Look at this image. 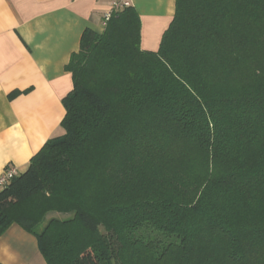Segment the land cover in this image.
<instances>
[{
  "label": "trees",
  "instance_id": "16d2710c",
  "mask_svg": "<svg viewBox=\"0 0 264 264\" xmlns=\"http://www.w3.org/2000/svg\"><path fill=\"white\" fill-rule=\"evenodd\" d=\"M65 71L63 135L0 190V236L46 264H264V0H175L156 51L130 6Z\"/></svg>",
  "mask_w": 264,
  "mask_h": 264
},
{
  "label": "crops",
  "instance_id": "0c3cea01",
  "mask_svg": "<svg viewBox=\"0 0 264 264\" xmlns=\"http://www.w3.org/2000/svg\"><path fill=\"white\" fill-rule=\"evenodd\" d=\"M140 19V48L156 51L175 0H130ZM110 0H0V175L24 173L49 140L63 135L65 71L85 30L103 31ZM0 264H46L34 236L17 225L0 236Z\"/></svg>",
  "mask_w": 264,
  "mask_h": 264
},
{
  "label": "built area",
  "instance_id": "2783aa9c",
  "mask_svg": "<svg viewBox=\"0 0 264 264\" xmlns=\"http://www.w3.org/2000/svg\"><path fill=\"white\" fill-rule=\"evenodd\" d=\"M130 6V0H110V8L103 17V26H105V23L108 21L112 14L117 13ZM16 175H18V171L14 167L6 168L0 175V190H2L5 185Z\"/></svg>",
  "mask_w": 264,
  "mask_h": 264
},
{
  "label": "rangeland",
  "instance_id": "374dc122",
  "mask_svg": "<svg viewBox=\"0 0 264 264\" xmlns=\"http://www.w3.org/2000/svg\"><path fill=\"white\" fill-rule=\"evenodd\" d=\"M51 215H55V214H51ZM56 217H58V218H64L65 216H63V215H57L56 214Z\"/></svg>",
  "mask_w": 264,
  "mask_h": 264
}]
</instances>
